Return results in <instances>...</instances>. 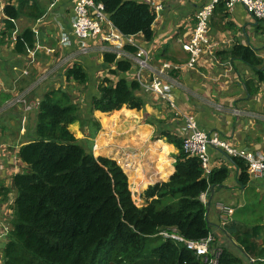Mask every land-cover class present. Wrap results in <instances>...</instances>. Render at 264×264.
<instances>
[{"label": "trees", "instance_id": "obj_1", "mask_svg": "<svg viewBox=\"0 0 264 264\" xmlns=\"http://www.w3.org/2000/svg\"><path fill=\"white\" fill-rule=\"evenodd\" d=\"M5 1L7 19L0 27V46L9 42L14 54L25 56L35 47L36 33L31 26L18 32V26L22 19L36 23L43 18L46 5L43 0ZM96 2L103 4L105 14L121 33L141 34L147 42L154 39L156 14L147 3ZM229 15L226 2H220L211 18L213 27L223 30L231 26L229 21L223 25ZM126 49L135 51L129 46ZM228 54L254 69L261 79L264 77L260 68L262 59L253 46L237 43ZM103 59L105 64L116 66L110 71L112 76L123 74L117 81L100 80L98 95L92 98L90 106L76 103L68 91L61 89L45 92L39 103L35 139L21 146L18 153L27 168L13 176L11 188L0 187V202L7 201L12 190L16 191L11 205L12 230L2 251L3 264L203 262L204 256L197 255L196 250L160 233L176 230L185 240H206L212 234L213 225L208 218V205L201 197L204 194L210 197L214 189L223 186L229 170L225 166L213 168L206 176L201 159L186 154L183 141L166 130L160 121L159 135L179 150L175 172L167 182L150 186L144 192L145 205L137 206L128 176L118 162L96 158L69 128L79 123L83 133L90 137L91 128H96V134L100 131L94 112L112 113L123 107L141 111L146 106V100L139 95V83L129 82L124 75L134 64L118 59L113 53H103ZM65 77L79 86L89 83L86 68L79 63L68 67ZM229 159L237 170L239 186L246 187L250 183L246 162L237 157ZM230 218L220 221L221 233L226 239L221 242L214 238L208 257L215 253L219 254L218 264H244L233 251L237 249L261 264L264 226L238 224L229 221Z\"/></svg>", "mask_w": 264, "mask_h": 264}, {"label": "crops", "instance_id": "obj_2", "mask_svg": "<svg viewBox=\"0 0 264 264\" xmlns=\"http://www.w3.org/2000/svg\"><path fill=\"white\" fill-rule=\"evenodd\" d=\"M137 1L147 3L152 10L162 7V10L155 12L154 39L147 42L141 34L137 38L140 45L149 49L152 68H159L165 63L169 65L168 75L173 85L175 108L171 109L164 101L141 89L139 95L146 100V106L141 111L123 107L112 113L94 112L101 132L96 139V152L93 155L118 162L128 176L130 190L134 198L138 197L140 204L137 206L140 207L145 205L144 192L150 186L167 182L175 172L179 150L159 135L160 121L166 130L178 135L184 118L190 117L201 129L218 131L221 138L234 147L255 155L264 154V77L261 79L254 69L228 54L237 43L253 46L262 59L260 68L264 76V22L259 24L243 5H236L223 22L224 25L229 21L231 26L217 30L211 21L205 53L193 68H189L187 63L190 55L183 50L182 41L191 36L198 11L211 0ZM5 2L0 0V10L5 8ZM43 3L47 8L43 18L36 23L22 19L18 26V32L26 26H31L37 32L34 49L20 56L14 54L9 42L0 46V100L5 101L18 89L22 90L18 95L26 93L30 101L39 104L44 93L54 87L68 91L76 103L85 102V105L90 106L92 98L98 95L100 80L110 78L117 81L123 73H119L116 78L110 74L116 66L105 64L101 43H92L95 46L85 55L79 53L76 44L71 47L61 45L62 34L70 33L71 30L74 0H43ZM14 39L15 36L11 40ZM5 52L7 58L3 55ZM75 63L86 68L89 73L88 84L79 86L66 79L68 67ZM136 71L134 66L124 74L129 82L136 81ZM47 72H50L48 83L35 85ZM146 77L151 79L152 75L147 73ZM34 85L36 88L31 93ZM18 109L21 113L13 110L12 114L6 115L5 122L9 124L0 126V147L4 149L0 155V187L11 188L13 176L27 168L19 159L20 148L16 149L14 142L7 140L11 135L20 133V139L24 141L20 147L30 142L24 138L29 113ZM235 111L239 114H235ZM37 113L31 123L34 132ZM75 124L74 129L78 130L79 123ZM209 154L211 168L225 166L229 170L228 179L223 186L214 189L210 203L208 218L213 225L211 236L215 235L214 238L217 237L221 242L226 239L219 224V203L232 206L233 214L229 221L264 226V177L248 174L250 183L240 187L237 170L230 157L212 147ZM252 187L255 199L250 196ZM15 196L16 191L12 190L8 200L0 202V224L10 231L13 217L11 205ZM201 199L204 202V198ZM206 201L209 203V197ZM255 215V218H251ZM3 227L0 228V264H3L2 251L10 233L6 234ZM261 242L264 246V239ZM237 252L235 254L243 260ZM247 259L250 264H260L255 263L254 259ZM261 264H264V259Z\"/></svg>", "mask_w": 264, "mask_h": 264}, {"label": "built area", "instance_id": "obj_3", "mask_svg": "<svg viewBox=\"0 0 264 264\" xmlns=\"http://www.w3.org/2000/svg\"><path fill=\"white\" fill-rule=\"evenodd\" d=\"M220 2H226L229 12H233L236 5H243L256 21H264V0H211L203 5L197 13V23L191 36L182 41L183 50L190 55L187 63L189 68H193L205 53V46L209 43L211 18ZM160 10H162L161 6L156 7L154 12ZM5 19L7 17L4 9H1V26H3ZM70 23V33L64 32L61 36L60 43L63 47H71L76 44L79 46V53L85 55L95 46L92 43H101L103 53H113L118 59L128 60L134 64L137 70L135 80L144 92L157 97L160 101H164L171 109L175 108V102L172 100L173 85L168 75L169 65L165 63L159 68H152L149 49L139 44L138 35H125L117 30L105 14L102 3H97L96 0H74ZM127 46L134 48L135 51L130 52L126 49ZM147 73L152 75L151 79H147ZM17 105H22L23 111L28 113L37 108L38 103L29 101L27 94L24 93L15 97L12 103L3 104L0 107V114L3 111L17 107ZM235 114H239V112L235 111ZM183 122L178 135H176L183 141V150L186 154L201 159L206 176L213 169L211 168L209 154V149L212 147L222 151L228 157H237L245 161L249 175L257 178L264 177V154L255 155L234 147L231 143L222 139L218 131L201 129L193 118L185 117ZM207 197L208 195L204 194L201 198H204V203L208 205ZM217 209L222 221H226L233 214L232 206L219 203ZM160 235L184 242L189 249L196 250L197 255L204 256L202 264H218L217 257L219 254L213 253L211 258L208 257L211 244L215 240L211 235L201 242L185 240L176 230H164Z\"/></svg>", "mask_w": 264, "mask_h": 264}, {"label": "rangeland", "instance_id": "obj_4", "mask_svg": "<svg viewBox=\"0 0 264 264\" xmlns=\"http://www.w3.org/2000/svg\"><path fill=\"white\" fill-rule=\"evenodd\" d=\"M36 34H37V32H36ZM138 39V38H137ZM3 55H4V57H6L7 58V52H5V53H3ZM89 74V73H88ZM50 75V72H47L41 79H40V81L38 82V83H36L35 85H37V84H44L45 82H47L48 80V76ZM44 79H45V81H44ZM48 83V82H47ZM46 83V84H47ZM33 86L32 88H31V93H33L32 91L36 88V86ZM54 88V87H53ZM53 88H51V89H53ZM16 93L15 94H11V96L8 98V99H6L5 101H4V99H1L0 101H3V102H1V104H0V107L3 105V104H7L8 102H10V103H12L13 102V99L15 98V97H17L18 96V94H20L21 92H22V90H20V91H18V89H16V91H15ZM0 93H2V89H0ZM30 98H31V96H30ZM12 100V101H11ZM83 107L85 106V102H83V103H80ZM18 108H22V105H17V107L16 108H14V109H12V110H6V111H3L2 113H1V115H0V126H2V125H8L9 123H7V122H5V120H6V115H10V114H12L14 111L13 110H16V111H18L19 113H21V110L20 109H18ZM35 112H37L36 111V109H34L33 111H31V112H29V114H28V118H27V121L25 122V128H26V132H25V137L24 138H27V140H25L24 138H23V140H25L26 142H28V141H31L32 139H34L35 138V133H34V129H33V122H34V114H35ZM17 113V112H16ZM32 123V124H31ZM90 123H92V120H91V122ZM79 125V124H78ZM77 125V127H78V130H76V129H74L75 127H76V124H74V125H72L71 127H69L70 129H72L74 132V135H75V137L80 141V143L82 144V146L83 147H86L87 149H89V152H91L92 151V153L94 152V154H95V147H96V139L98 138V136L100 135V132H101V129H100V131H99V133H98V135L96 136V128L94 129V130H92V128H91V133L93 134L92 136H88L87 134H83L81 131H82V127H80V125L78 126ZM91 127H93V125H90ZM14 131V130H13ZM8 141H10V142H14V147L16 148V149H19L20 148V144H22L24 141H22L21 139H20V133H16V134H13V135H11L8 139H7ZM1 150H4L3 148H1L0 149V155L1 154H3L4 152L3 151H1ZM96 150H97V148H96ZM95 157H98V155L96 156L95 155ZM245 195V194H244ZM250 196L253 198V199H255V197H253V187H252V192H251V194H250ZM234 196H232L231 198H233ZM133 199H134V201L137 203V205H139L140 204V201L138 200V197L136 196V198H134L133 197ZM254 201V200H253ZM223 202V201H222ZM224 203H226V202H224ZM256 215H258V214H256ZM256 215L255 216H251V218H255L256 217ZM247 216H250V215H248L247 214ZM246 216V217H247ZM3 227V225H2V223L0 224V228H2ZM5 230H4V232L7 234V233H9V231H10V229L8 228V227H3ZM11 228H12V225H11ZM4 247H5V245H4ZM3 247V248H4ZM234 252L236 253L237 252V249H235L234 250ZM242 258H243V260L246 262V263H248V264H250L249 263V261H248V259L247 258H245V256H243V254L241 253V252H237ZM245 262H244V264H245Z\"/></svg>", "mask_w": 264, "mask_h": 264}, {"label": "water", "instance_id": "obj_5", "mask_svg": "<svg viewBox=\"0 0 264 264\" xmlns=\"http://www.w3.org/2000/svg\"><path fill=\"white\" fill-rule=\"evenodd\" d=\"M213 194H214V190L212 191L210 197H209V204H208V213H209V207H210V203L212 201V198H213Z\"/></svg>", "mask_w": 264, "mask_h": 264}, {"label": "clouds", "instance_id": "obj_6", "mask_svg": "<svg viewBox=\"0 0 264 264\" xmlns=\"http://www.w3.org/2000/svg\"><path fill=\"white\" fill-rule=\"evenodd\" d=\"M28 100H29V99H28ZM29 101H30V100H29ZM38 106H39V104H38ZM38 106H37V108H35V109H36V111L38 110ZM12 109H14V108H12ZM12 109H10V110H12ZM10 110H9V111H10ZM28 113H29V112H28Z\"/></svg>", "mask_w": 264, "mask_h": 264}, {"label": "bare ground", "instance_id": "obj_7", "mask_svg": "<svg viewBox=\"0 0 264 264\" xmlns=\"http://www.w3.org/2000/svg\"><path fill=\"white\" fill-rule=\"evenodd\" d=\"M199 159V158H198Z\"/></svg>", "mask_w": 264, "mask_h": 264}]
</instances>
